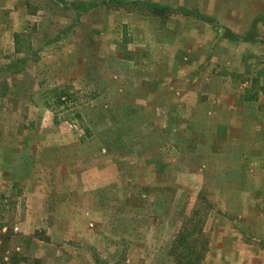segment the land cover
<instances>
[{"label":"rangeland","instance_id":"obj_1","mask_svg":"<svg viewBox=\"0 0 264 264\" xmlns=\"http://www.w3.org/2000/svg\"><path fill=\"white\" fill-rule=\"evenodd\" d=\"M232 13L250 57L173 56ZM199 66L259 98L243 139L201 129ZM186 263L264 264V0H0V264Z\"/></svg>","mask_w":264,"mask_h":264},{"label":"crops","instance_id":"obj_2","mask_svg":"<svg viewBox=\"0 0 264 264\" xmlns=\"http://www.w3.org/2000/svg\"><path fill=\"white\" fill-rule=\"evenodd\" d=\"M216 5L212 7V11H214ZM227 10L229 11H233L234 7L231 5H228L227 7H225ZM240 9H243L242 6H240ZM213 12L210 13L211 16ZM210 15L208 19L207 18H200L201 22H206L209 24V22H211V20H209L211 17ZM147 17L149 19H153L156 20V17ZM243 17V16H242ZM233 20V13L230 14L229 18H227V21H225V29L232 35V36H218L219 41H225L226 44L229 46L227 47L229 50V53L226 54H218L219 51L216 50V48H209L208 53L206 54H196L195 52H193V45L191 44L192 40L188 39L186 37H183L181 39L182 42V51H178V53H176V48L174 50V55L173 56H177V57H182L184 58V60L186 58H194V57H204L205 59H210V60H205L207 62H214L216 64V66H229L231 67V63L227 62L226 59H237L239 58H248L250 57L251 53H250V49L252 48V45L254 40L251 38H246L247 35H249V30L240 34V31L236 28V26L233 24L232 22ZM246 22H250L251 27L254 26L255 21H256V17H254L252 14L249 15L248 19H245ZM199 22V21H197ZM211 24V23H210ZM187 31H185V33H183L181 36L187 34ZM191 34V33H190ZM156 33H151L149 34V36L151 38H155ZM191 38H193V40L195 42H198V40L196 41V39L200 38V36L198 34H191ZM173 37L172 35H165V40L164 43L160 42L158 40H155L157 43H163L164 46L166 47V50L168 52H165V57H168L170 55L171 52V48L174 47L173 44H171ZM250 39V40H249ZM215 42V41H214ZM158 46V44L156 45ZM200 47V46H198ZM232 47V49L230 48ZM219 57H223L225 58V61H221L219 59ZM237 62V60H236ZM235 62V63H236ZM233 70L236 73L241 72V67L234 65ZM189 72L188 73H192V74H197L195 77L194 75H190L187 74L186 78V83L184 84V86L187 88L188 90V94H186V96L188 97V100L186 98H184L182 100V104H185V106L190 105L189 103V95L190 93H192L194 90H198L197 86L198 83L201 84V86H203V91L202 93H198V97H199V102L197 103L199 107H201L202 109L205 108V112L207 111L206 109L209 108V111H207V115H206V120L203 121V125L201 126V129L206 130L205 132H210V135L214 134L213 132L215 131V129L221 127V123L218 120V116H221V114H223L222 116L224 117L223 120H225V115L229 117V122H232L234 125L231 126V128H237L238 126H240L239 129V133L237 132V137H239L240 139H243L245 137V135L247 134L245 132V130L247 129H251L252 126V121L254 120V117H256L259 114V98H257V96L254 97H247L244 95L245 89H240L241 86H243L245 88V86L247 85L246 82H243L242 84H239L240 87L238 88L239 90H243L242 93H240V91H238V89H235L234 86L232 84L229 85L230 89L228 91V93L225 90V87H223L224 83L223 82V78L219 79L217 77H213V76H208L205 75V67H191L189 68ZM205 76H203V75ZM203 76V77H202ZM207 76V77H206ZM194 77V80H196L198 83L197 85H195V83H190V79H192ZM222 81V82H221ZM227 86V85H226ZM190 90H192V92H190ZM194 91V92H195ZM213 97L212 100H210V98ZM208 98L209 101L203 105H201V103H204L201 101V99ZM185 99L186 101H188V103H185ZM223 107H225V109H223ZM212 119V120H211ZM225 122V121H224ZM216 138V137H214ZM250 142L254 143V141H252L250 139ZM242 145V144H241ZM210 149V147L208 148ZM213 151V150H212ZM32 198L28 199L27 202H31ZM32 215H29V217Z\"/></svg>","mask_w":264,"mask_h":264},{"label":"trees","instance_id":"obj_3","mask_svg":"<svg viewBox=\"0 0 264 264\" xmlns=\"http://www.w3.org/2000/svg\"><path fill=\"white\" fill-rule=\"evenodd\" d=\"M124 1H125V2H128V1L133 2V1H134V3H136L137 0H120V2H124ZM118 4H120L119 1H118ZM149 7H150V8H149L150 10H152L151 8H154L153 10H157V8H159V6L156 5V4H150ZM159 9H160V8H159ZM156 14L159 15V16H162V14L156 13V12H154V11L152 12V16H154V15H156ZM15 50H16V52H18V49H15ZM204 202L206 203V205L208 204L205 200H204ZM207 206H208V205H207ZM186 264H189V263H186Z\"/></svg>","mask_w":264,"mask_h":264}]
</instances>
